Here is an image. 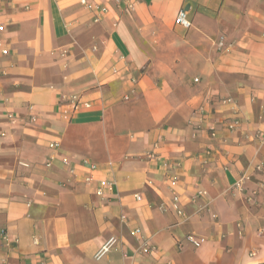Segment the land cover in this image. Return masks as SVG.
Instances as JSON below:
<instances>
[{
	"label": "crops",
	"instance_id": "0c3cea01",
	"mask_svg": "<svg viewBox=\"0 0 264 264\" xmlns=\"http://www.w3.org/2000/svg\"><path fill=\"white\" fill-rule=\"evenodd\" d=\"M0 25V264H264V0H0Z\"/></svg>",
	"mask_w": 264,
	"mask_h": 264
},
{
	"label": "built area",
	"instance_id": "2783aa9c",
	"mask_svg": "<svg viewBox=\"0 0 264 264\" xmlns=\"http://www.w3.org/2000/svg\"><path fill=\"white\" fill-rule=\"evenodd\" d=\"M82 3H85V0H82ZM174 22L176 24H180L181 26H183L186 29H189V27L191 26L190 20H188L187 15H186V11L185 10H179L177 15L175 16ZM2 30V26L0 25V31ZM2 45V39L0 36V46ZM223 45V41L219 42V46ZM2 53H6V49L2 48L1 49ZM67 109H65L63 111V116L64 117H69V115L73 112H75L76 110H78L81 106H85L88 107L89 103L82 101L80 96L78 95H71L67 101ZM233 126V125H232ZM264 164L261 165H257L256 166V170L261 171V169H263ZM91 168H94V166L92 165ZM88 180L90 178H87ZM114 186V181L112 180H101L100 181V185L98 186L97 190H96V194L98 195H103L106 194L108 192H111ZM237 187L239 186V183L236 185ZM137 198H139L137 196ZM173 206L175 208V212H177L180 216H183L184 213L183 211H181L178 206H177V198H175L173 200ZM185 240L195 246V247H199L201 246V244L205 241L204 237L195 235V234H187L185 236ZM118 239L115 236H110L96 251L94 257L95 259H101L103 256H105L113 247H115L116 243H117ZM154 247L153 246H148L147 244H144L143 246V250L145 252H149L151 250H153Z\"/></svg>",
	"mask_w": 264,
	"mask_h": 264
}]
</instances>
